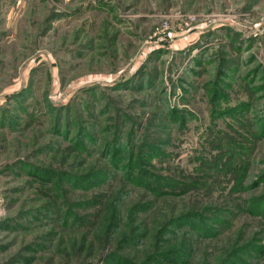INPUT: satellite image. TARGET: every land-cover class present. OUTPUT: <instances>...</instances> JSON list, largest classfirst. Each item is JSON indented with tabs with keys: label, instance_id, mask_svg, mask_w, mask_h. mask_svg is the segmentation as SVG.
<instances>
[{
	"label": "rangeland",
	"instance_id": "374dc122",
	"mask_svg": "<svg viewBox=\"0 0 264 264\" xmlns=\"http://www.w3.org/2000/svg\"><path fill=\"white\" fill-rule=\"evenodd\" d=\"M190 210L188 264H264V0H0V264H143Z\"/></svg>",
	"mask_w": 264,
	"mask_h": 264
},
{
	"label": "trees",
	"instance_id": "16d2710c",
	"mask_svg": "<svg viewBox=\"0 0 264 264\" xmlns=\"http://www.w3.org/2000/svg\"><path fill=\"white\" fill-rule=\"evenodd\" d=\"M116 145V144H115ZM115 147V146H114ZM145 173V174H143ZM149 173L147 171H143L140 172V174H135L134 172L129 174L130 179L134 180L135 183H139L140 181H146L147 178L145 177L147 174ZM149 177V176H147ZM152 178H149L151 182L156 183V185H161L163 186V181H165V179L167 178V176H161V175H153L151 176ZM169 185V184H168ZM172 186L171 184L168 186L170 187ZM149 187V186H147ZM175 187V186H174ZM155 190L154 193H156L157 195L161 196V195H174V193H176L173 190H170L168 192H163V194H159V192H157V190L154 188L153 191ZM257 200V198H256ZM259 202V200H258ZM117 210H119V208H116ZM149 209L148 206H146V204H134L132 205L131 209H130V213L129 215L133 216L134 213H139L142 212L143 210H147ZM121 209L119 210L116 218L119 219L121 218ZM209 219L207 218L203 212H198V211H194V210H190L187 213H181L178 214L177 216L173 217L172 219H170L169 221V225L170 226H174V227H178V229H183L181 232L178 229H174L171 231V233L175 234V235H180L182 237H184L185 239H183V241L180 243L179 246L176 247V249L172 250V249H168L166 251L163 252H159V253H155L152 254L149 259L147 261H145L143 264H188L190 262V258L191 255L193 254L192 252L194 251L193 246L192 245H188V239L190 237V235H192L193 233H191V231H195V230H199V229H204L206 227V225L208 224L205 220ZM209 221H211L209 219ZM212 222V221H211ZM186 229V230H185ZM133 232V236L132 239H134L135 241H139L142 239V237H144L147 233H138V231L136 230H132ZM208 232V231H206ZM167 233V230H162L161 232L157 231L156 232V239L157 241L160 240L161 236L163 234ZM202 233V232H201ZM200 233V234H201ZM210 233V232H208ZM189 234V235H188ZM194 235H199V234H194ZM193 238V237H190ZM128 239V238H125ZM118 262L117 263H112V264H133L132 260H130V262L126 261H122L121 257H118Z\"/></svg>",
	"mask_w": 264,
	"mask_h": 264
},
{
	"label": "built area",
	"instance_id": "2783aa9c",
	"mask_svg": "<svg viewBox=\"0 0 264 264\" xmlns=\"http://www.w3.org/2000/svg\"><path fill=\"white\" fill-rule=\"evenodd\" d=\"M169 35L171 36V33L169 32Z\"/></svg>",
	"mask_w": 264,
	"mask_h": 264
}]
</instances>
